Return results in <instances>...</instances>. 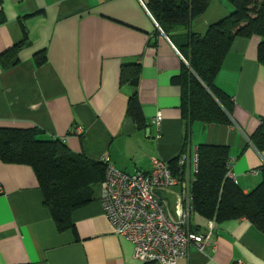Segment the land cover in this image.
I'll list each match as a JSON object with an SVG mask.
<instances>
[{"label":"crops","instance_id":"obj_1","mask_svg":"<svg viewBox=\"0 0 264 264\" xmlns=\"http://www.w3.org/2000/svg\"><path fill=\"white\" fill-rule=\"evenodd\" d=\"M149 1L0 0V55L25 43L17 66L0 68V129L64 139L73 155L108 159L128 175L150 172L152 160L180 156L191 168L200 145L224 146L236 184L248 194L264 168V153L250 142L264 117L259 38L236 39L216 78L233 103L232 125H187L176 80L186 63L156 26ZM230 11L229 0H214L205 13L209 22L191 31L203 34ZM43 50L46 62L37 67L33 56ZM128 64L139 65L136 91L145 128L126 116L133 88L119 78ZM157 113L160 127L153 124ZM0 186V264H141L106 220L100 186L93 201L73 213V231L63 233L43 205L31 168L0 162ZM176 193H159L171 210ZM207 223L194 216L191 230L204 232ZM211 241L201 251L190 248L177 264H264V235L245 219L216 224Z\"/></svg>","mask_w":264,"mask_h":264},{"label":"trees","instance_id":"obj_2","mask_svg":"<svg viewBox=\"0 0 264 264\" xmlns=\"http://www.w3.org/2000/svg\"><path fill=\"white\" fill-rule=\"evenodd\" d=\"M214 0H150L147 10L163 35L185 61L176 80L181 86V118L187 125L231 126L233 103L216 86V78L236 39L259 38L257 61L264 67V0H230V13L207 27L203 34L191 31L192 22L203 16ZM26 39V38H25ZM21 42L0 55V68L18 65ZM37 67L46 62L45 51L33 56ZM139 65H123L119 84H129L133 93L127 102L126 116L138 128H145L137 97ZM250 142L264 153V117ZM197 174L190 188L192 217L222 224L247 220L264 235V168L259 185L248 194L228 177L229 149L200 145L197 149ZM0 162L27 166L36 176L57 232L73 231L72 215L93 201L94 188L101 186L105 166L83 155H73L64 139H45L35 129H0ZM178 173V158L169 162Z\"/></svg>","mask_w":264,"mask_h":264},{"label":"built area","instance_id":"obj_3","mask_svg":"<svg viewBox=\"0 0 264 264\" xmlns=\"http://www.w3.org/2000/svg\"><path fill=\"white\" fill-rule=\"evenodd\" d=\"M162 120V114L157 113L153 124L160 127ZM75 133H81V129ZM197 160L195 152L189 168L187 158L180 156L177 174L171 172L167 162L152 160L150 172L128 175L115 170L108 159H102L105 175L99 202L114 233L133 246L135 261L177 264L187 258L190 248L201 251L212 245L216 227L213 220L208 221L204 232L191 230L190 188L197 174ZM228 177L236 183L231 169ZM174 190L176 200L171 210L159 193Z\"/></svg>","mask_w":264,"mask_h":264},{"label":"rangeland","instance_id":"obj_4","mask_svg":"<svg viewBox=\"0 0 264 264\" xmlns=\"http://www.w3.org/2000/svg\"><path fill=\"white\" fill-rule=\"evenodd\" d=\"M204 22H209V19H208V17L205 14L203 16H201L200 18L195 19L192 22V26H197L198 25L199 27H203L202 25H203ZM94 189H96V188H94ZM192 222H193V220H192Z\"/></svg>","mask_w":264,"mask_h":264}]
</instances>
